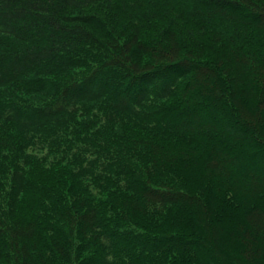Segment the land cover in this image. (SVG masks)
Here are the masks:
<instances>
[{"label":"trees","instance_id":"1","mask_svg":"<svg viewBox=\"0 0 264 264\" xmlns=\"http://www.w3.org/2000/svg\"><path fill=\"white\" fill-rule=\"evenodd\" d=\"M0 264H264V0H0Z\"/></svg>","mask_w":264,"mask_h":264}]
</instances>
